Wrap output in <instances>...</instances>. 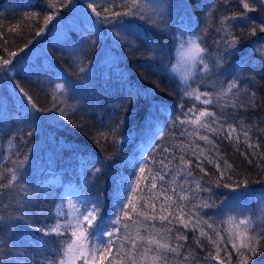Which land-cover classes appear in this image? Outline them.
I'll list each match as a JSON object with an SVG mask.
<instances>
[{
  "label": "trees",
  "instance_id": "1",
  "mask_svg": "<svg viewBox=\"0 0 264 264\" xmlns=\"http://www.w3.org/2000/svg\"><path fill=\"white\" fill-rule=\"evenodd\" d=\"M74 2L85 13L86 20L81 23L76 21L74 29L61 34L54 29V24L73 13L75 4H69L68 0H0V58L19 60L27 69L17 73L16 78L10 80V85L0 81V183L7 184L10 179L7 169L15 166L12 161L16 159L17 151L26 154V184L34 201L29 209L34 217V226L18 223L10 236L0 226V237L6 241L4 255L0 256L3 264H18V258L9 249L22 248L26 252L24 259L30 260L35 256L37 264L41 256H51L58 249V244L50 243L47 250L41 252L38 241L53 238L43 237L37 229L45 226L56 212H60L61 204L64 203L61 202V196L71 188L83 197L100 199L104 220L94 223L99 224V230L108 227L106 222L115 219L112 214L113 174L123 172L127 175L129 169L125 161L143 156L144 149L151 142L152 132L161 128L163 131L155 140L158 150L144 156V161L171 158L174 154L176 159L170 168L175 170V166L180 164L179 157L184 155L192 161L190 168L193 175L187 178L189 181L203 177L201 182L206 181L213 188L216 205L222 209L225 204L235 202L247 210L245 215L253 220V229H264V159L261 158L264 157V32L259 31L264 28V0H247L250 9H245L239 0H141L146 20L158 7L167 19L168 29L165 31L150 26L152 21L122 17L141 36H129L127 46L121 44L119 48L113 45L111 39H96V35L92 34L94 29L89 27L90 22L96 19L95 14L84 6L82 0ZM123 2L119 0L120 5ZM94 6L98 7L102 15L111 14L104 13L98 5ZM114 10L126 9L118 6ZM48 16L52 20L45 26L44 20ZM223 16H244L246 19L230 22L234 25L232 36L238 40V52L223 62L215 75L205 76L199 71L202 66L198 65L193 79L188 82L192 88L213 93L214 104L205 106L194 98L184 96L186 86L172 71L178 61L177 48L180 43L175 37L182 30H186L184 40L199 35L201 39L198 42L206 48V61L211 67L218 58L215 41L223 35L222 30L217 32L221 28ZM41 28L44 30L37 36L36 32ZM103 30L107 37V27ZM82 38L86 42H81ZM145 39L152 42L151 47L145 44ZM29 40L32 43L24 52H20L19 49ZM109 49L114 51L109 53ZM13 51L18 53L17 57H9L8 54ZM33 51L36 52L30 56ZM81 66L86 70L83 73L79 71ZM237 70L240 73L237 89L229 93L225 100L217 101L215 94L227 88L228 81L233 79ZM60 77L62 79H58ZM64 80L68 81V87L62 95L58 94L54 102L52 92L55 84L63 83ZM16 84L31 96L41 109L39 113L23 110L21 102L29 109L31 105L28 104V98L19 93V88L13 94L12 88ZM130 89L139 90L140 94L130 95ZM180 104L185 112L190 107L213 110L223 120L237 127L239 143L236 142L237 134H234L232 141H228L207 133L218 144L221 166H224L225 161L232 165L231 180L227 179V174L221 180L215 164H209L203 158V166L210 175L204 176L200 172L196 166L197 158L190 150L193 138L187 134L181 135L183 128L190 129L191 125L173 128L172 121L168 119L169 113H173L172 120L181 115L178 110ZM225 104L226 107H220ZM232 104L236 107L233 108ZM161 106L167 111H163ZM60 109L66 111V116L60 115ZM189 116L194 118V113ZM121 120L123 123L116 132L118 143H113L112 129ZM238 120H242L243 124L238 123ZM150 123L153 124L151 132L148 128ZM243 130L249 132L251 142L258 143L257 149H249L244 143ZM29 131L32 132L31 136L28 135ZM102 132L108 133L107 140L100 135ZM13 135L15 139L10 149L7 141ZM21 135L24 137L23 144ZM195 143L206 149L211 148L203 141L196 140ZM165 147L169 148L168 153L162 151ZM211 154L214 156L215 152ZM3 156H10V159L4 160ZM84 160L88 161L87 165H84ZM102 165V171L93 176L95 169ZM150 167L153 170L161 168L159 164ZM136 171L138 174V168ZM145 175H149L147 167ZM172 179L171 174L166 177V181ZM175 179L178 186L185 177L177 175ZM217 180H220V187H216ZM240 181L245 182L246 188L241 185L235 192L232 191ZM224 183L230 187H223ZM140 186L145 189L144 192L138 190L134 195L138 199L143 197L140 205H143L144 200L149 201L147 211L151 214V198L157 189L148 191L150 180L141 181ZM168 187L171 189L170 184ZM186 187L194 188L195 185L193 183ZM36 188L43 190L32 191ZM24 195L17 185L0 190V215L6 219L9 215L18 214L13 210ZM208 195L200 193L201 198ZM160 202H163V197ZM156 210L159 214V203ZM127 211L131 213V209ZM205 211L210 215H219L218 209ZM228 214L234 213H227L216 221L219 237L206 226L202 227L219 242L222 249L221 264H227L228 254L232 256V264H237L229 240L228 225L223 223ZM184 219H187L186 215ZM155 224L161 226L159 220ZM164 226L173 228L169 234L173 237L177 233H185L179 219H174L173 225L164 222ZM186 235L187 241L180 242L183 244L181 255L169 254L168 264H217L215 260L206 259L209 253L216 254L215 247L207 238L200 239L203 245L201 249L194 239V236L199 237L198 231L194 233L187 230ZM103 239L107 240L108 237ZM114 254L115 250L107 253V259H103L102 264H109ZM246 255L248 264H264V245L258 246L256 253ZM184 257H188V260H184ZM77 264H83L82 260L77 261Z\"/></svg>",
  "mask_w": 264,
  "mask_h": 264
},
{
  "label": "snow or ice",
  "instance_id": "2",
  "mask_svg": "<svg viewBox=\"0 0 264 264\" xmlns=\"http://www.w3.org/2000/svg\"><path fill=\"white\" fill-rule=\"evenodd\" d=\"M74 0H68V3H73ZM245 9H250L251 5L247 0H239ZM103 8L104 13H111L110 15H102L101 11L98 10L97 6ZM111 5V7H109ZM67 6V5H66ZM122 6L126 10L116 11V7ZM87 7L91 9V12L95 14L96 19L91 21L89 27L94 29L93 35H96L97 40L111 39L113 45L119 48L121 44L127 46L128 37L135 36L140 38L141 34L139 31L133 30V25L126 23L122 17H133L145 22L152 21L150 26H156L160 30L167 31L168 23L166 17H164L157 7L151 15L146 17L144 15V7L141 0H124L123 4L120 5L119 0H89ZM237 19H246L241 16H223L220 20L221 28L217 29L219 33L221 30L223 35H220L219 39L215 41L217 44L218 58L216 63L210 67L206 61L205 53L206 48L201 46L198 41L201 39L199 35L195 38H189L187 41L183 39V35L186 30H182L176 35V39L180 41L179 48H177L178 65L175 71L182 77L181 83L186 86L184 96L188 98H194L200 104L205 106L213 105V93L209 91H199L196 88H192L189 85L195 75L197 66L201 65L199 71L205 76L215 75L220 70V65L226 62L229 57L234 53L238 52V40L233 38L232 29L234 25L230 22ZM52 20L51 16L45 17L44 23L47 26L48 22ZM104 27H107L108 36L104 35ZM44 29L41 28L36 32L39 36ZM259 31L264 32V28H260ZM99 33V36L97 35ZM81 42H86L85 38H82ZM6 43V41H5ZM29 40L28 44H25L23 48H20V52H24L25 48L31 44ZM145 44L151 47L152 42L145 39ZM113 49H109V53L113 52ZM9 57H17L18 53L13 51L10 52ZM260 58L259 55L257 57ZM27 71L19 60L13 61L11 58H0V81L8 83L10 80L16 78L17 73ZM81 73L85 72V68L81 66L79 68ZM240 78L239 70L233 75V79L228 81L226 89H223L215 94L216 100H225L229 93H232L234 89H237L238 81ZM62 79V77L58 78ZM68 87V81L64 80L63 83H56L55 88L52 92L53 101L58 99V94L62 95L65 89ZM19 88V93L28 98V104L31 105L29 109L26 105L21 102V107L25 112L39 113L41 109L33 101L31 96L25 91V89L16 84L13 86L12 91L15 94V89ZM139 90H131L130 95H139ZM145 95L147 93L145 92ZM19 99V96L17 97ZM129 103L131 101H128ZM220 105L221 108L226 107ZM233 108L235 104L231 105ZM163 111H167L166 108L161 106ZM178 110L181 115L177 116L175 120H172L173 113H169L168 119L172 121V127L191 125V128H183L181 135L187 134L192 137L193 140L190 142V150L192 155L197 158L196 166L199 167L200 172L204 176H209L210 173L205 170L203 166V160H206L209 164H215L216 171L220 173L221 180L225 178L232 179L233 167L231 164L224 162V166H221L220 160V149L218 144L207 134L211 133L212 137L223 138L228 141H232L234 134L236 135V142L239 143V134L237 127L227 120H223L221 116L207 108L196 110L194 107L188 108L185 112L183 105H178ZM2 111V108H0ZM190 113H194V118L189 116ZM60 115L66 116V111L60 109ZM39 119V117H35ZM123 120L115 128L112 129V142L118 143L116 139V132L122 125ZM154 123H159L154 121ZM238 123L243 124L242 120H238ZM149 131H152L153 124L148 125ZM163 131L161 128L157 132H152L151 142L149 147L144 149L143 156L134 157L132 161H125L126 167L129 171L127 175L123 172L114 173L112 176L113 183V198H112V214L115 219H109L106 223L108 227L103 230H99L100 226L96 221H103L104 218L101 216V202L99 198H86L80 193L74 190H69L67 196L74 197V200L67 199V196H61V202L67 200V203L71 205L77 211L75 217H71L63 211L56 212L54 216L49 220L45 226L37 229L43 234V237H52L53 239H43L38 241L40 244V251L44 252L47 250L48 244H58V249L53 252L51 256H41L39 264H76L77 261L82 260L83 264H90V257L94 258L97 252L100 253L101 259H107V253L115 254L109 261V264H168L169 254L180 256V249L183 244L180 242H186L188 237L186 235L187 230H192L194 233L199 232V237H195L198 246L203 249V245L200 244L201 238H207L215 249L216 254L209 256L206 259L217 261V264H221L222 258L220 252L222 249L219 246V242L213 239L212 234L205 231L202 226H206L210 229L217 237L220 236L218 231V224L216 221L227 213L226 219H223V223L228 225V235L231 242V248L235 252L237 257V264H248L247 253H256L258 246L264 245V229L255 230L253 229V220L245 215L247 211L239 204L232 202L227 203L221 209L220 206L216 205L214 200L215 193L213 188L208 183L201 182L200 180L189 181L187 178L193 175L190 165L192 164L191 159H186L184 155L179 157L180 164L175 166V170L170 168L173 165V161L176 159L173 154L171 158L164 157L162 159L153 158L149 161H144V156L149 153L157 151L158 145L155 143L156 137ZM226 133V135H225ZM28 135L31 136L32 132L29 131ZM104 139H108V133H100ZM244 137V143L247 144L249 149H257L258 143L251 142V137L247 130L242 131ZM15 135L7 141L9 148L13 146ZM21 143L24 142V137L21 135ZM147 140V137L145 138ZM203 141L205 145H210L211 148H204L196 144L195 141ZM164 153L169 152V148L165 147L162 149ZM215 152L213 156L211 153ZM242 155L244 153H241ZM23 155V158H21ZM264 159V157H261ZM4 160H9L10 156H3ZM111 159V157H109ZM167 161V162H165ZM14 167H9L7 172L10 174V179L7 184L0 183V190L4 188H11L14 185L20 187L21 191L25 193L22 199L19 201L17 207L13 210L18 213L15 215H9L6 219L0 215V226L5 229V234L10 236L18 223H27L34 226V217L29 212L34 203L33 196L30 192L29 186L26 184L25 165L28 163L26 154H22L19 151L16 153V159L12 161ZM88 161L84 160V165H87ZM159 164L161 168L159 170H153L150 165ZM102 167L96 168L93 172V176L99 174L102 171ZM146 167L149 169V175H145ZM137 168L139 170L137 174ZM173 176L171 181H166V177L169 175ZM182 175L185 177L183 181L177 186L175 177ZM150 180L149 192L153 189H157L155 195L151 198V214L148 213L149 201L144 200L143 205H140V199L134 194L139 190L141 193L144 192V188H141V181ZM159 182V184H158ZM194 188L186 187V185L193 184ZM171 185L169 189L168 185ZM243 185L246 188L244 181H240L236 187L232 188V191H236ZM147 187V186H146ZM216 187H220V180H217ZM223 187L229 188L228 183H224ZM42 188H36L32 191L40 192ZM171 191V194H170ZM200 193H208L207 197L201 198ZM50 194V193H49ZM163 197V202H160V198ZM39 200V197L36 198ZM75 201V202H74ZM159 203V214L157 213V204ZM88 205H91L89 207ZM58 207L60 205H57ZM131 209V213L127 211ZM207 209H218L219 215L214 216L208 214L205 210ZM164 213H167L165 215ZM39 214H43L40 212ZM134 214V215H133ZM187 219H184V216ZM123 217V220L121 219ZM239 217V218H237ZM142 218V219H141ZM174 219H179V223L183 226L185 233H177L175 236L169 235L173 232L172 227L164 226V222L167 225H173ZM159 220L161 226L157 227L155 222ZM124 221H130L126 223ZM134 229V231H133ZM99 230V236L97 231ZM96 236L94 240L93 237ZM108 237L105 241L103 237ZM173 240L175 243H173ZM131 245L130 248L127 245ZM6 241L0 237V256L4 255V249ZM13 255L18 258V264H37V259L33 256L30 260L24 259L26 252L22 248L9 249ZM227 252L226 249H224ZM11 259V257L9 258ZM184 260H188V257H184ZM0 264L3 261L0 260ZM94 264V261H93ZM227 264H232V256L227 255Z\"/></svg>",
  "mask_w": 264,
  "mask_h": 264
},
{
  "label": "rangeland",
  "instance_id": "3",
  "mask_svg": "<svg viewBox=\"0 0 264 264\" xmlns=\"http://www.w3.org/2000/svg\"><path fill=\"white\" fill-rule=\"evenodd\" d=\"M82 1H83L84 6L89 10V8L87 7V4H88L89 0H82ZM122 1H124V0H122ZM73 4H75V5H73ZM73 4H72L73 5V9H72L73 13L70 15V17H66V18H64L61 21H58V22L56 21L55 22L54 29H56L58 31V33L64 34V32H67L69 30L74 29V27L77 24L76 21H79L81 23V21L86 20L85 13L80 8H78V6H76L75 2H73ZM57 31H56V33H57ZM190 37L191 38H195V36H190ZM190 37H187V39H185V41H187ZM34 52H36V51L31 52L30 56L33 55ZM177 65H178V61H177V64H175V66H177ZM174 74L176 75L177 78H179V80H181L180 76L176 72H174ZM69 190L76 191L73 188H71ZM69 190H66V192L64 193L63 196H67V192ZM67 199L74 200V197L67 196ZM63 202L64 203L61 204L60 211H63L64 213H66L67 215H69L71 217H75L77 215L76 209H74L71 205H69L67 203V200H64ZM93 261H94V264H102V259H101V256H100L99 252H97V254H96V256L94 258L90 257V264H93ZM76 264H77V262H76Z\"/></svg>",
  "mask_w": 264,
  "mask_h": 264
},
{
  "label": "clouds",
  "instance_id": "4",
  "mask_svg": "<svg viewBox=\"0 0 264 264\" xmlns=\"http://www.w3.org/2000/svg\"><path fill=\"white\" fill-rule=\"evenodd\" d=\"M178 48H179V45H178ZM175 69H176V66L174 65V66H173V68H172V71H173V72H176V71H175ZM176 73H177V72H176ZM177 74L180 76V74H179V73H177ZM180 78L182 79V77H181V76H180Z\"/></svg>",
  "mask_w": 264,
  "mask_h": 264
}]
</instances>
